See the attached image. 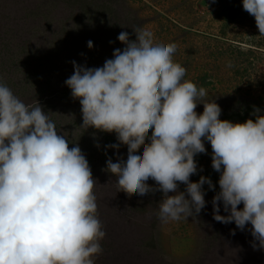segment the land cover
Returning a JSON list of instances; mask_svg holds the SVG:
<instances>
[{"label": "clouds", "instance_id": "obj_1", "mask_svg": "<svg viewBox=\"0 0 264 264\" xmlns=\"http://www.w3.org/2000/svg\"><path fill=\"white\" fill-rule=\"evenodd\" d=\"M242 7L264 35V0H242ZM132 32V40L119 33L125 47L102 66L72 61L65 84L81 105L80 127L114 132L126 142V155L109 157L106 169L119 188L139 196L161 192L156 215L162 223L205 208L204 185L216 186L209 177H190L202 171L195 157L210 143L211 167L219 173L213 219L234 222L250 232L254 249H264V112L253 106L254 120H221L218 103L203 99L206 89L185 79L186 68L173 60L175 42L154 37L147 24ZM69 144L38 100L26 104L0 83V264H94L106 227L86 155Z\"/></svg>", "mask_w": 264, "mask_h": 264}, {"label": "trees", "instance_id": "obj_2", "mask_svg": "<svg viewBox=\"0 0 264 264\" xmlns=\"http://www.w3.org/2000/svg\"><path fill=\"white\" fill-rule=\"evenodd\" d=\"M219 2L223 3L222 17L228 23L243 14L249 15L243 10L242 0ZM134 17L127 0H0V59H4L0 61V83L6 84L26 104L40 102L42 97L41 102H50L44 96L54 92L71 99L65 80L73 74L72 61L88 67L102 66L106 59L112 58L114 49L125 47L117 39L121 31H127L132 40L135 26L130 20ZM38 18L43 19L44 25ZM48 31L76 36L73 41L78 47L69 50L66 61L50 62L54 56L62 58L56 50L67 36L50 37ZM89 40L93 41L91 49L87 47ZM80 47L86 49V54L89 51L88 56L92 53L91 60L79 54ZM95 62L98 66L92 64ZM57 113L58 108L50 113L56 130L65 136L69 147L79 144L96 181L93 191L97 215L106 231L100 237L103 247L95 255L94 264H264V249L252 247L249 231L237 229L234 222L223 224L213 219L212 195L205 197L207 203L199 215L188 217L202 235L191 258L184 261L167 258L156 240L161 222L156 211L162 193L139 196L135 190L119 188L115 174L106 169L109 157L126 155V142L117 141L114 132L81 128L82 120L69 124L63 115L55 117ZM144 142L147 140L141 143ZM114 143L116 147H110ZM147 183L155 186L156 182L150 178ZM184 187L180 184L181 191ZM220 214L227 215L222 204Z\"/></svg>", "mask_w": 264, "mask_h": 264}, {"label": "rangeland", "instance_id": "obj_3", "mask_svg": "<svg viewBox=\"0 0 264 264\" xmlns=\"http://www.w3.org/2000/svg\"><path fill=\"white\" fill-rule=\"evenodd\" d=\"M219 1L127 0V3L135 15L130 20L132 26L150 25L154 37L176 43L173 60L186 68L185 79L191 80L198 88L202 86L206 89L207 95L203 99L218 103L222 109L220 119L243 123L247 119H255L250 115L253 106L264 112V35H260L250 14H243L235 22L228 23L222 17L223 3ZM38 20L44 25L42 18ZM47 33L50 37L67 36ZM75 37L74 34L67 36L66 42L58 44L56 51L61 53L62 58L58 59L57 55L50 58V62L66 61L69 50L78 47L73 41ZM130 38L135 39L134 33ZM77 51L84 58L89 54L83 47ZM88 57L91 60L92 53ZM92 64L98 66L99 63ZM61 96L59 92L44 96L50 102H41L43 97L40 98V104L47 110L49 118L52 119L53 114L50 113L58 108L55 117L63 115L69 124L81 121L79 100ZM195 110L202 113L203 105H198ZM205 147L207 153L195 157L198 169L202 168V171L192 175L190 180L196 182L201 175L209 177L216 186L215 191H219V173L211 167L210 143L206 142ZM204 189L205 197L215 195V191L208 190V185H204ZM200 237L202 235L189 219L160 222L156 234L162 253L167 258L183 261L191 258Z\"/></svg>", "mask_w": 264, "mask_h": 264}]
</instances>
